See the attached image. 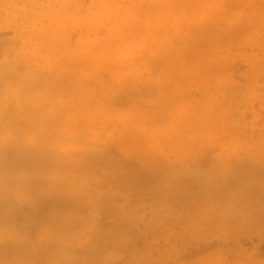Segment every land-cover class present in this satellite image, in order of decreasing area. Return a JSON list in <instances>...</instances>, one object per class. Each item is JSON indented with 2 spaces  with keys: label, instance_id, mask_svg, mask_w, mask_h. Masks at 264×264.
I'll list each match as a JSON object with an SVG mask.
<instances>
[{
  "label": "rangeland",
  "instance_id": "rangeland-1",
  "mask_svg": "<svg viewBox=\"0 0 264 264\" xmlns=\"http://www.w3.org/2000/svg\"><path fill=\"white\" fill-rule=\"evenodd\" d=\"M137 2L109 0L103 25L94 18L101 0H0V146L10 136L2 111L25 94L20 75L53 76L56 108L31 107L57 117L64 136L75 134L73 123L83 130L56 139L62 165L76 169L65 177L73 203L63 214L82 230L64 263L84 264L85 246L99 238L107 264H264V0H174L162 28L139 20L131 33L125 11ZM3 61L22 74H5ZM116 131L129 139H114ZM107 150L122 154L108 158L111 178L106 157L95 176L80 162ZM138 162L140 174L131 166ZM31 165L13 157L9 171L0 169V264H34L50 240L63 192ZM123 167L136 178L121 181ZM131 182L127 195L119 190ZM98 183L104 206L84 231L77 216L91 211ZM121 218L125 231L116 228Z\"/></svg>",
  "mask_w": 264,
  "mask_h": 264
},
{
  "label": "bare ground",
  "instance_id": "bare-ground-1",
  "mask_svg": "<svg viewBox=\"0 0 264 264\" xmlns=\"http://www.w3.org/2000/svg\"><path fill=\"white\" fill-rule=\"evenodd\" d=\"M108 1L109 0H101L102 7L99 8V10L97 11V13L94 16L95 20L100 22L103 25H104V21L106 20L105 19V16H106L105 11L107 9V6H109ZM162 1L163 0H139V2H137L131 9H128V10L126 9V11H125V22H127L128 24H131L133 26L135 25V27H136V26H138L139 20H143V21H147V22H149L151 20L150 25L153 24L155 28H162L163 27L162 21L165 22V18H166L165 14H167V16H169L168 13L172 12V9H173L172 7L174 6V3H173L174 0H165V4H167L166 5L167 11L161 12L160 10L162 7H157L156 13H154L153 11L150 10L152 6L154 7V10H155L156 5H158L159 3L161 4ZM184 1H191V0H184ZM139 5H140V7H142V9H140L141 12H138V10H137ZM143 7H145V8L143 9ZM174 13L176 14L178 12L175 11ZM135 27L130 28L131 31L129 30V32L135 33L136 29H137V27L136 28ZM4 62H6V61H3V63ZM89 62H90V60H89ZM3 65H2L3 66L2 71L5 72V74H10V75L22 74L21 72H18L16 70L15 63L12 61L6 62ZM88 71H90L92 74L98 73L97 70H94L91 67H89ZM20 76H21L23 87L25 88V94H24L23 99H21V101L19 102L18 105L13 106V107L11 106V107L6 108V109L4 108V110L2 111L3 118L8 122L7 125L10 129V136L0 146V152L3 156V158L0 159V169L2 172L4 169L9 171V169H10L9 165L12 163L13 157H15V159L18 158L20 163H22V165H25L26 168L29 165H31L32 163L34 165L40 164L41 167L43 168V171L46 174L54 176V178L52 179L53 181H52L50 186H52V189H54L58 185V187L62 190L63 193L61 195L62 197L59 200V202H56L55 206H53L54 211H55L54 216L56 217V220L53 222L54 224L52 225V227L50 229V234H49L50 240L48 239V241H47L48 244L46 246L39 247V249L36 251V253L38 254V257H37V260L34 264H66L62 261V259H64L65 257H66L65 259H67V257L70 256V254H71L70 247L72 245L69 246V243L73 239H76L80 235V232L82 230L78 227V225L73 224L74 223L73 218L75 216L71 218V217H66L63 214L64 208L67 205V201L73 203L70 192H69V195H67V185H66L67 179H65V177H66V175L71 174L73 171H76V169H72L71 167H69V169H68L67 168L68 165L67 166L62 165V163L60 161V157H59V155L61 154L62 148L60 147L61 145L58 143V141L56 139H73L74 140L77 138V134L82 133L83 130L79 131L80 126L78 129V126L73 123V125L70 124V126L72 128H74L73 130H74L75 134L73 136H71V134L64 136L61 132L62 128H61L60 120H58L57 117H53L52 115H49V114L46 115L43 113H39L36 111V109L34 107H31L32 105H36L39 107L46 106L51 111H53L56 108L57 102L55 101L56 96L54 95V93L58 89L59 85H58V81H55V79L51 78L53 76H48V75L44 74L42 76L41 75L36 76L35 77L36 79L32 78L33 76H31L29 78L22 77V75H20ZM32 95H34L35 100H32ZM91 124H92L91 122H88V125H87V128H88L87 130H89L87 133L88 137L90 136V133L93 134L90 131V125ZM75 129H76V131H75ZM116 132L114 133L115 134L114 139H121L123 137H125V139L126 138L129 139L128 134L130 135V132H126V134L123 137L120 136L121 133L119 131H116ZM125 139L120 140L121 141L120 144H122V146L125 144V142H124ZM105 146H107L106 140H104L102 143V147H105ZM118 150L121 151L122 153L123 152L127 153V147H123V148L121 147ZM142 151L145 152V153L142 152L145 155L146 150L144 148H142ZM106 152L107 153L99 154L98 159L95 158L94 153H92L91 157H88L86 159H82V157H81L80 162H87L89 166L91 165L89 168L90 169L89 172L93 173V175L95 176V173H94L95 167L97 168L101 161L104 162L105 161L104 157H106V161H105L104 166H105V168H107L106 170H107L108 174L111 175L110 176V178H111L114 176L112 173L113 166L110 163L109 164L107 163L108 158L111 157V154L116 155V153H117L120 155L121 153H118V152H115L112 150H107ZM129 155L130 154H128V156ZM133 155L131 154V157ZM135 155H138V154H135ZM121 156H122V154H121ZM126 157H127V155H126ZM130 161L132 162V160H130ZM141 161H142V159H141ZM145 162L147 163V166H151L152 169H155V167H156V169L158 170L157 163H155V165H154V163L147 162V161H145ZM121 164H122V162H121ZM128 165L129 164H127L126 166L125 165H123V166H125L126 168H131V166H136V168L135 167L134 168L136 170H138L140 168L139 165H141L142 166L141 169H143L145 166V163L141 162L139 164V162H138V165H135V163L134 164L132 163L131 166H128ZM125 167H123V168H125ZM137 167H139V168L137 169ZM151 167H148V168L151 169ZM159 167H160L159 170H162L161 168H163L161 173L167 168L165 165H163L161 163H159ZM30 168H32V165L30 166ZM100 168H102V167L100 166ZM135 169H133V167H132V169H130L132 172H129V170L126 169L127 170L126 172L131 173L132 175L129 174V176H128V173H126L124 175L125 177H123L124 179L121 181L126 182L127 180H130V179H127L125 181L126 175H127V178H129L130 176H131L130 177L131 179H133L132 176L136 178L137 175H134V174H137V171H135ZM133 170H134V174H133ZM143 171L141 172L142 177L140 176V178L142 179L143 177H145V179H148L149 176L146 175V170L144 172ZM96 172H97V170H96ZM148 172L149 173H147V174H150V171H148ZM124 173L125 172H123V174ZM138 173L140 174V169L138 170ZM142 173H145L147 178L145 175L143 176ZM152 173H153V170H152ZM158 174H160V173H158ZM120 177H121V175H120ZM152 177H153V175H152ZM56 178H60V182L58 184L56 183ZM114 179H116V178H114ZM114 179H113V181H117V179L116 180H114ZM121 179H122V177H121ZM149 179L145 180L146 181V185H145L146 187L149 186V185H147V182L149 181ZM153 179H154V182L155 181L157 182V180L159 179L160 180L159 184H162L165 182L164 179L161 180L160 178H158L155 180V178H152V180ZM137 180H139V179H137ZM121 181L119 179L118 183H116V182H114V183L120 184ZM145 181L143 178V181H141V182H145ZM154 182H151L152 186H155ZM131 184H132V182H131ZM131 184L129 183L128 185H126L127 187L125 186V184L122 186L123 188H126L127 190L123 189L121 186L118 185V187H120L119 190L122 189V191L124 190V192L127 191V193H126V195H127L129 187H137L136 183H134L136 185L132 184V186H131ZM141 184H143V183H141ZM120 185H122V184H120ZM108 188H109L108 190L111 192L116 190V187L114 189H112V186H108ZM138 188H139V185H138ZM78 193H79V195H82V189L81 190L78 189ZM80 197L81 196H79V198ZM104 198H105V195L103 193V190H102V187L100 186V184L98 183V185H96V186L92 184V192L88 196V204H89V208H91V211L89 212V214L84 213V215L82 216V213H81L80 215L77 216L79 218L83 217L80 225L83 227L84 231H86V229H88V227L91 225V223H93L94 218H96L97 215L102 212L104 205L102 207H101V205L105 202ZM90 203H91V205H90ZM110 210H109V213L111 212V214H113L112 212H114V209H112L113 211H110ZM130 210H134V208L133 209L131 208ZM91 214H92V217H90ZM116 216L119 217V214ZM135 217L137 218V216H135V214H134L131 217L130 222H128V223H132V221L134 220ZM120 223L122 225H120ZM120 223H118L119 226L116 227L117 230L119 229L121 231H123V230L125 231V228H126V230L128 229L126 223L124 224V219L122 220V218H121ZM120 237L124 238L123 236H119V237L117 236L116 237L117 240L120 239V241H121L122 239ZM127 237L128 236H126V238ZM129 238L131 239V237H129ZM126 241L128 242L129 240L126 239ZM102 244L103 243L100 241L99 238L95 242H93V238H90L88 244L85 246V255L87 257V260L84 264H94L95 255H100L101 259L103 260L102 264L108 263L107 257L110 254L109 253L104 254L100 251ZM97 250L99 251L100 254H96ZM104 255L106 256L105 258H104Z\"/></svg>",
  "mask_w": 264,
  "mask_h": 264
}]
</instances>
